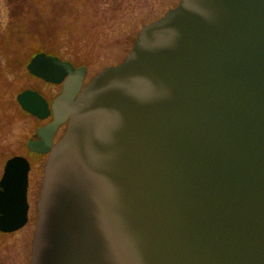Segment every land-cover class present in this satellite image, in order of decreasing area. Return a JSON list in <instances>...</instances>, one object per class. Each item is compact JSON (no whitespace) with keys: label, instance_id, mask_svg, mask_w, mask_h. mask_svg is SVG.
<instances>
[{"label":"water","instance_id":"95a60500","mask_svg":"<svg viewBox=\"0 0 264 264\" xmlns=\"http://www.w3.org/2000/svg\"><path fill=\"white\" fill-rule=\"evenodd\" d=\"M26 70L62 84L51 109L15 98L52 115L26 143L48 153L29 264H264V0H180L86 84L42 52ZM28 171L5 161L2 233L27 222Z\"/></svg>","mask_w":264,"mask_h":264},{"label":"rangeland","instance_id":"374dc122","mask_svg":"<svg viewBox=\"0 0 264 264\" xmlns=\"http://www.w3.org/2000/svg\"><path fill=\"white\" fill-rule=\"evenodd\" d=\"M179 1L0 0V175L12 156H25L31 162L28 222L16 232L0 233V264H29L48 157L27 150V140L44 122L22 111L15 97L24 89H34L46 93L50 102L58 90L28 74L30 58L42 52L85 66L88 82L105 67L122 62L140 29ZM59 131L56 138L62 128Z\"/></svg>","mask_w":264,"mask_h":264},{"label":"flooded vegetation","instance_id":"af4514ba","mask_svg":"<svg viewBox=\"0 0 264 264\" xmlns=\"http://www.w3.org/2000/svg\"><path fill=\"white\" fill-rule=\"evenodd\" d=\"M75 67H78V66H75ZM38 80H40V79H38ZM42 81V80H41ZM43 83H44V85H48V86H52L54 89H58L57 90V93L55 94V96L53 97V99L49 102V100L45 97L46 96V93H42L41 91H38V90H34V89H31V90H33V91H36L40 96H42V98L45 100V102L47 103V105H48V108H51V106H52V103H53V101H54V99L60 94V92H61V89H62V84L60 83V84H52V83H47V82H44V81H42ZM56 91V90H55ZM36 118V117H35ZM37 119V118H36ZM39 120V119H38ZM50 120H51V116L50 117H48L47 119H44V120H40V121H42V122H44L42 125H40V126H43V125H45L46 123H48V122H50ZM39 126V127H40ZM38 128V127H37ZM36 128V129H37ZM60 128H62V133L60 134V136L58 137V138H56L57 137V133H59L60 131ZM65 128H66V123H63L62 124V126H60L59 128H58V130L56 131V133H55V135H54V138H53V142H52V145H54L60 138H61V136L63 135V133H64V131H65ZM30 139H32V140H38L39 138H38V136L36 135V130L34 131V134L32 135V137L30 138ZM27 150H28V148H27ZM29 152H31L32 154H35V155H37V156H41V157H47L48 156V154H40V153H36V152H33V151H30V150H28ZM28 160V159H27ZM28 162H29V172H28V189H29V175H30V171H31V162L28 160ZM28 189H27V191H28Z\"/></svg>","mask_w":264,"mask_h":264},{"label":"bare ground","instance_id":"6f19581e","mask_svg":"<svg viewBox=\"0 0 264 264\" xmlns=\"http://www.w3.org/2000/svg\"><path fill=\"white\" fill-rule=\"evenodd\" d=\"M3 166H4V164H3ZM3 166H2V170H3ZM2 174V173H1ZM1 176V175H0Z\"/></svg>","mask_w":264,"mask_h":264}]
</instances>
